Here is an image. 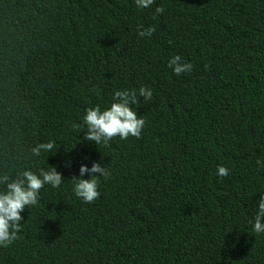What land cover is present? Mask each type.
I'll list each match as a JSON object with an SVG mask.
<instances>
[{
    "label": "trees",
    "instance_id": "16d2710c",
    "mask_svg": "<svg viewBox=\"0 0 264 264\" xmlns=\"http://www.w3.org/2000/svg\"><path fill=\"white\" fill-rule=\"evenodd\" d=\"M141 87V138L83 139L88 108ZM93 162L110 176L87 204L71 179ZM51 166L64 182L21 214L0 264H264V0H0V175Z\"/></svg>",
    "mask_w": 264,
    "mask_h": 264
},
{
    "label": "clouds",
    "instance_id": "9594fccd",
    "mask_svg": "<svg viewBox=\"0 0 264 264\" xmlns=\"http://www.w3.org/2000/svg\"><path fill=\"white\" fill-rule=\"evenodd\" d=\"M154 0H135L139 8H148L153 5ZM162 7L156 8V13H162ZM156 31L155 26L139 31L140 37H151ZM174 73L179 76L192 71L191 63L182 62L180 55L173 56L168 63ZM140 97L144 101H151L153 93L146 87L136 91L120 90L113 95V102L110 107L101 110L99 106L88 108L83 118V123L87 126V132L83 139L94 142L97 146L103 144L108 146L109 142L115 137L122 140L130 136L137 139L141 138L146 121L138 116L137 111L133 110V105L140 104ZM55 147V142L39 143L31 148L33 156H40L41 153H49ZM261 165V161H257ZM65 167H71V163H66ZM80 175L71 179L73 191L84 203L95 202L99 196L98 180L110 176L108 166H102L99 162H93L89 168L86 164L80 167ZM88 174L89 179L83 177ZM99 174V175H96ZM217 174L223 178L229 175V169L224 166L217 168ZM63 174L56 167L51 166L49 170L41 168L39 174L31 170H23L16 178H11L8 174L0 175V247H9L19 239L22 230L21 215L25 209L39 203V193L45 185L54 188L60 187L64 182ZM254 231L257 234L264 233V194L258 201L257 211L254 217Z\"/></svg>",
    "mask_w": 264,
    "mask_h": 264
}]
</instances>
